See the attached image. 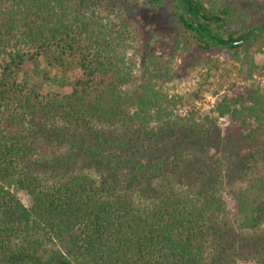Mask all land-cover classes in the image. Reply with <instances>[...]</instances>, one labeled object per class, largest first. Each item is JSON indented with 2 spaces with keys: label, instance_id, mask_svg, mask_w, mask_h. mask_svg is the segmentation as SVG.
Instances as JSON below:
<instances>
[{
  "label": "trees",
  "instance_id": "trees-1",
  "mask_svg": "<svg viewBox=\"0 0 264 264\" xmlns=\"http://www.w3.org/2000/svg\"><path fill=\"white\" fill-rule=\"evenodd\" d=\"M164 2L0 0V264H264L263 169L238 153L227 168L206 160L234 132H264L259 35L216 30L234 0H176V28L244 53L247 80L218 116L179 117L183 96L164 86L170 62L155 47L177 36L150 34L131 13Z\"/></svg>",
  "mask_w": 264,
  "mask_h": 264
},
{
  "label": "rangeland",
  "instance_id": "rangeland-1",
  "mask_svg": "<svg viewBox=\"0 0 264 264\" xmlns=\"http://www.w3.org/2000/svg\"><path fill=\"white\" fill-rule=\"evenodd\" d=\"M234 1L232 13L228 17L225 27L221 29L216 27V30L224 37H228L229 33L238 36L246 30H255L258 33L257 42L262 48L256 49L253 54L254 61L258 66L253 75V81L263 86L264 30L261 33L259 31H261L260 28L264 22V0ZM175 2L176 0H165L156 10L143 5H133L131 13L146 32L155 34L156 37L159 35L163 37L169 32H174V35L177 36L176 40L171 39L169 42H165L163 38L159 40L165 43L164 45L159 41L155 44L159 52H164V57L170 62L169 69L165 73L167 80L164 81V86L168 88L171 95L183 96V100L175 107V113L179 117L193 115L194 119L198 121H201L206 115L216 117L218 114L215 107L223 95L247 82L245 68L242 66V61L245 60L244 53L240 52L238 58H228L223 53L224 51L216 47L207 49L204 43L198 41L189 32L176 28ZM152 41L155 43L153 39ZM161 45L163 46L161 47ZM60 90L62 91V89ZM217 123L224 134L229 125L228 117L217 118ZM248 132L243 135L234 132L221 145L212 143L208 148L206 160L214 162L217 158H222L221 164L223 168H227L228 165H231L228 161L230 159L233 161V155L238 160L236 157L238 153L240 159L247 160L252 173L259 168L264 171V158H261V155H257L258 161L251 160V155L255 152L263 150L264 154V132L254 133L253 139H247ZM19 196L25 204H29L26 193L20 192ZM223 197L226 200L228 215L230 218L236 219L238 217L236 203L226 191L223 192ZM260 233L261 231H251L246 235L256 238L254 235ZM235 264H257V261L253 257H243L237 259Z\"/></svg>",
  "mask_w": 264,
  "mask_h": 264
}]
</instances>
